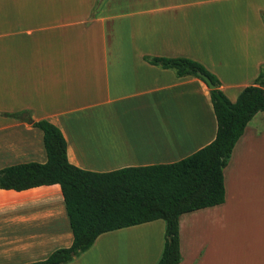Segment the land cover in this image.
<instances>
[{"label":"crops","instance_id":"1","mask_svg":"<svg viewBox=\"0 0 264 264\" xmlns=\"http://www.w3.org/2000/svg\"><path fill=\"white\" fill-rule=\"evenodd\" d=\"M146 56L204 64L236 101L264 66V0H0V169L48 160L47 119L86 170L179 161L217 135L211 88ZM222 204L180 216L179 264H264V111L224 169ZM163 219L101 234L67 264H156ZM74 234L60 184L0 189V264L47 258Z\"/></svg>","mask_w":264,"mask_h":264},{"label":"trees","instance_id":"2","mask_svg":"<svg viewBox=\"0 0 264 264\" xmlns=\"http://www.w3.org/2000/svg\"><path fill=\"white\" fill-rule=\"evenodd\" d=\"M145 59L174 70L178 77L193 75L207 84L201 75L205 74L212 80L215 88L210 92L218 122L216 138L176 162L98 172L69 161L67 140L54 123L32 120L27 110L6 113L43 130L48 160L0 169V189L22 191L60 184L74 234L72 245L57 248L45 259L24 264L70 263L88 251L101 234L157 219L165 221L166 229L163 253L156 264H179L183 259L180 216L225 202L224 169L249 122L264 111V66L255 82L232 101L218 76L197 60L182 56Z\"/></svg>","mask_w":264,"mask_h":264},{"label":"water","instance_id":"3","mask_svg":"<svg viewBox=\"0 0 264 264\" xmlns=\"http://www.w3.org/2000/svg\"><path fill=\"white\" fill-rule=\"evenodd\" d=\"M201 75H202V77L204 78V80L207 82L208 86H209L211 89L215 88L214 83L212 82V80H211L207 75H205V74H201ZM31 121H32V120H31Z\"/></svg>","mask_w":264,"mask_h":264}]
</instances>
